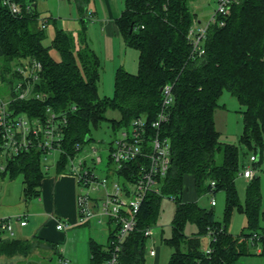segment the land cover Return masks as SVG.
I'll list each match as a JSON object with an SVG mask.
<instances>
[{"label":"trees","instance_id":"obj_1","mask_svg":"<svg viewBox=\"0 0 264 264\" xmlns=\"http://www.w3.org/2000/svg\"><path fill=\"white\" fill-rule=\"evenodd\" d=\"M18 1L22 5L32 3V10L15 15L0 0V77L4 81L11 79L13 66L24 58L42 62L37 88L45 98L18 103V109H28L31 115L34 110L42 112L47 105L56 110L76 106L68 114L64 140L69 152L77 142H90L91 127L104 119L110 120L114 129L128 126L141 115L151 122L160 110L162 86L173 84L175 101L168 120L160 128L171 143V163L167 172L157 177L159 192L146 193L137 213V227L122 241L116 264H145L149 237L145 229L156 223L164 195L176 202L172 235L165 239L173 247L168 264H236L241 256L252 253L251 246L259 244V254L264 257L260 176L255 173L247 180L243 202L235 185L245 167L240 163L241 153L246 154L242 145L256 155L255 168L260 167L263 158L264 0L233 2L229 12L218 17L224 20L223 25H209L201 53L193 52L189 37L191 27L198 23L189 0H125L115 21L126 45L139 52L138 70L132 73L123 66L117 67L112 96L99 95L101 61L87 36L86 9L90 0H76L80 15L77 31L59 27L55 17L46 18L45 22L51 20L55 24L50 45L43 42L47 24L43 27L39 20L37 0ZM52 48L59 58L52 54ZM225 89L246 107L242 111L244 129L239 145L221 142L215 127V110ZM108 108L117 109L120 118H107ZM1 160L5 162L2 175L23 177L25 200L40 196L42 179L49 173L42 163L40 148L13 153L6 160L0 156ZM67 161L66 156H60L55 172H68ZM140 163L141 158L132 160L118 170L124 184L140 176ZM188 174L194 178L199 196L224 190L223 220L216 219L213 208L183 199ZM234 209L243 212L247 219L237 234L228 230ZM188 222L197 226L192 235L184 232ZM118 227H110L106 245L89 241L90 264H102L109 256ZM207 233L212 237L209 252L203 249L201 240ZM255 233L261 235L260 239H252ZM35 242L57 249L55 242L37 236L23 239L0 233V256L20 255L30 260Z\"/></svg>","mask_w":264,"mask_h":264},{"label":"built area","instance_id":"obj_2","mask_svg":"<svg viewBox=\"0 0 264 264\" xmlns=\"http://www.w3.org/2000/svg\"><path fill=\"white\" fill-rule=\"evenodd\" d=\"M2 4L12 14L19 15L32 10V3L22 5L18 0H1ZM237 0H216L217 7L201 24L197 22L191 27L189 37L193 42V52L201 53L202 41L210 24L218 22L223 25L224 20H218L219 15H226L233 2ZM42 26H46L42 20ZM42 62L36 58H24L16 63L11 79L4 81L0 77V156L6 160L11 154L28 150L31 147L41 149L44 168L49 170L51 164H56L58 158L67 157V171L75 176L78 186L77 209L80 222H86L94 216H106L117 224L118 230L112 240L111 253L102 264H116L121 243L127 234L137 227V213L142 201L149 190L159 192L157 177L167 172L171 163V143L160 130L169 118V111L175 101L173 84L166 83L161 88V106L154 120L148 121L146 115L134 118L131 123L120 129L119 135L107 146L108 158L103 174H98L97 164L103 158L97 153L95 146H90V163L88 154L84 155L87 144L77 142L72 152L65 146V135L68 124V114L76 106L64 110H56L47 105L41 112L28 114V109H18V103L34 102L44 99L45 94L38 90L37 85L42 71ZM10 76V75H9ZM90 143V142H88ZM50 163V157H55ZM142 159L139 164L140 176L135 181L126 184L117 175L118 170L132 160ZM255 154L250 161L255 162ZM5 162L0 165V170ZM255 174L251 165H246L241 176L250 179ZM214 187L216 182L211 181ZM211 192V204L216 200ZM27 224L25 214L0 217V233L15 236V224ZM68 227L63 221H58L57 228ZM146 235H151V227L145 229ZM255 233L252 239H260ZM258 251L262 246L257 245ZM210 249H207L209 252ZM155 248L149 251L155 255Z\"/></svg>","mask_w":264,"mask_h":264},{"label":"rangeland","instance_id":"obj_3","mask_svg":"<svg viewBox=\"0 0 264 264\" xmlns=\"http://www.w3.org/2000/svg\"><path fill=\"white\" fill-rule=\"evenodd\" d=\"M125 0H90L88 4L89 14H94L91 9L97 7V14L101 17H108L110 11L112 12L117 9L121 11L124 8ZM191 10L197 12L193 7L196 5L198 8L202 9V12H208L217 7V3L214 0H189ZM37 9L39 11V20H47L50 13L57 15L62 19H73L79 16L78 8L76 5V0H37ZM199 9V10H200ZM200 14L203 21L206 19L204 15ZM88 14V18H89ZM206 21V20H205ZM204 21V22H205ZM47 27L46 37L43 40L45 45H50L51 40L55 31V24L49 20L46 21ZM87 36L91 47L98 54L101 66H100V79H99V95L100 96H112L114 92V79L115 71L119 65H122L128 71L135 73L138 70V50L134 47H127L124 52V47L119 48V42L115 41L116 38L107 34L106 30L103 29L102 23L96 20H92L90 17L87 22ZM117 42V43H116ZM118 44V45H117ZM125 46V45H124ZM52 54L59 58L57 52L51 49ZM1 62V53H0ZM1 91V89H0ZM219 106L215 110V127L219 132V140L221 142H229L233 144H240L239 138L244 129L243 114L242 111L246 108L242 103L239 102L237 97L233 95L229 90L225 89L221 96L219 97ZM107 118L119 119L121 114L117 109L108 108L105 111ZM92 140L87 143L85 150L82 154L87 155L90 151V146H95L97 148V153L103 158L101 163L97 164L98 174L102 175V170L106 167V162L108 158L107 146L114 140L115 137L119 135L120 128L114 129L111 126L110 120L104 119L97 126L91 127ZM243 151L246 154L240 155V163L244 166L251 165L255 171L260 176V184L262 191V210L264 211V151L263 158L259 168H255L253 162L250 161V155L253 153L246 146L242 145ZM55 157H50L49 162H54ZM88 163H90V155L88 154ZM4 162L1 160L0 165ZM51 173H55V164H51ZM243 170V169H242ZM241 170V171H242ZM48 176V174L46 175ZM192 178L190 175L185 176V186L183 199L186 200L189 194H194L192 188ZM247 179L241 175L236 178V188L239 193L241 202L245 198V185ZM78 193V188H77ZM197 195V201L201 206L208 209L213 208L215 217L218 220H223V213L225 208V192L224 190H218L213 192L216 203L211 204V192L204 193L202 195ZM7 196L9 203L0 204L1 211H18L21 209L22 212L29 213V217L32 218L33 210L38 208V197L31 198L29 200L24 199L23 194V177L21 175L15 178H10L8 175H2L0 172V198L2 196ZM186 198V199H185ZM189 201V200H188ZM1 203V202H0ZM23 207V208H22ZM176 209V202L169 196L164 195L160 201V211L159 216L154 225L151 226L152 234L146 240V251H145V264H168L173 247L165 241L172 235V219L174 217ZM106 220V219H104ZM115 223H111V227H114ZM247 224L246 215L234 209L230 222L228 223V230L233 233H239ZM260 224L264 228V217L260 219ZM94 228H100L102 231L91 230V235H93L96 240L105 243L107 238V231L103 229L102 225L97 226L92 225ZM72 231V235L68 242H61L57 244V249L52 248L47 244L35 242V247L33 248L32 257L29 258L34 264H65L64 259L59 255V252H63L66 248L67 252H76L81 263H83V255L81 251L83 248L88 249L90 234H83V228L88 229V225H81L76 227ZM197 231V226L195 223L188 222L185 225L184 232L187 235H192ZM87 234V235H86ZM212 237L210 233L204 234L202 236V247L207 249ZM154 247L157 251L156 256L150 255V249ZM59 251V252H58ZM251 254L241 256L236 264H264V257L259 254L257 246H251ZM36 256V258H35ZM9 263L11 264H29L27 262H19V259H11ZM23 258V257H21ZM4 264V263H2Z\"/></svg>","mask_w":264,"mask_h":264},{"label":"crops","instance_id":"obj_4","mask_svg":"<svg viewBox=\"0 0 264 264\" xmlns=\"http://www.w3.org/2000/svg\"><path fill=\"white\" fill-rule=\"evenodd\" d=\"M216 1V0H214ZM89 4V3H88ZM86 9V17L87 20L91 17L92 20H96L102 23V27L104 30H106L107 34H109L112 37H115L117 42H119V48L124 47V52L126 50L127 46L122 35L119 32V28L117 26V23L115 19L120 15L121 11L115 12L113 10L112 12L110 11V14L108 17H99L97 14V7L94 9H91L94 14H89V9ZM195 10H197V20L198 24L204 23L205 20L208 19L209 15L212 13V10L208 12H202V9L200 7L198 8L196 5L193 6ZM200 9V10H199ZM204 15L206 18L204 21L201 19L200 14ZM89 14V18H88ZM50 16L56 18L57 25L59 27L65 28L67 30H74L77 31L80 28V23H79V17H75L71 20L69 19H62L61 17H58L56 14L53 15V13H50ZM116 42V43H117ZM118 45V44H117ZM125 45V46H124ZM139 53V52H138ZM122 66V65H119ZM118 66V67H119ZM117 69V68H116ZM51 173V168H49V173L48 176H45L42 179L41 182V193L40 196L38 197V208L33 210L32 213V218L29 217V213H26L25 211L22 212L21 209L16 211H1L0 210V217L3 216H14L17 214H25L27 218V224L24 226L19 225L18 223L15 224V236L18 238H23V239H31L34 236L40 237L45 240H50L52 242H55L56 244L61 243V242H68L70 239V236L72 235V231L77 229L76 227L81 226V225H88V229L83 228V234L88 232L87 234H90L89 241L95 240L100 244L106 245L108 243V238H109V230L111 227V219H109L106 216H94L90 220L86 222H80L79 220V214H78V209H77V181L74 175H72L70 172H63V173H52V175H49ZM190 175V174H188ZM192 178V188L194 191V194H189L190 196L186 197V200H191L194 201L197 199V193L195 189V184H194V178L192 175H190ZM248 180V179H247ZM184 181V189L187 187L185 185ZM186 186V187H185ZM184 194V191H183ZM196 198V199H195ZM0 204L3 203H9V199L7 196H2L0 198ZM23 208V207H22ZM106 219V220H104ZM58 221H63L66 224H68V227L65 229H58L57 228V223ZM96 224L97 226L102 225L107 231V238L105 243H102L99 240H96V238L91 235V230L94 232L95 230L97 231H102L99 227L94 228L92 225ZM86 234V235H87ZM6 237H10L7 234H4ZM88 249L81 251V254L83 255V263L80 262V259L77 255L76 252H67L66 248L63 249V252H61V257L64 259L65 264H90L91 260V253H90V245L88 244ZM156 251V249H155ZM157 251L155 252L156 256ZM6 255H1L0 256V264H9L11 261L9 258H6ZM20 255L12 256L10 257L11 259H19V262H27V257H23ZM28 263H31V260L28 259Z\"/></svg>","mask_w":264,"mask_h":264},{"label":"water","instance_id":"obj_5","mask_svg":"<svg viewBox=\"0 0 264 264\" xmlns=\"http://www.w3.org/2000/svg\"><path fill=\"white\" fill-rule=\"evenodd\" d=\"M133 29V28H132ZM256 167H257V165H256ZM255 176V175H254Z\"/></svg>","mask_w":264,"mask_h":264}]
</instances>
